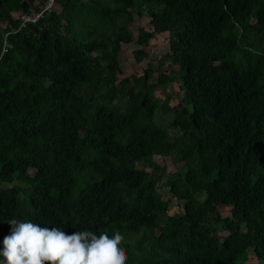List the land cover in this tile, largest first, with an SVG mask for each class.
<instances>
[{
	"label": "trees",
	"instance_id": "16d2710c",
	"mask_svg": "<svg viewBox=\"0 0 264 264\" xmlns=\"http://www.w3.org/2000/svg\"><path fill=\"white\" fill-rule=\"evenodd\" d=\"M26 9L0 0V52L18 27L12 13ZM144 13L151 31L134 38ZM158 35L169 52L120 78L126 46L140 61ZM7 43L0 249L17 219L66 234L119 231L127 264H244L250 251L264 264V0H56ZM174 82L181 100L159 104L156 87ZM155 156L179 164L165 183L184 201L175 218ZM15 179L27 187L3 188Z\"/></svg>",
	"mask_w": 264,
	"mask_h": 264
},
{
	"label": "clouds",
	"instance_id": "9594fccd",
	"mask_svg": "<svg viewBox=\"0 0 264 264\" xmlns=\"http://www.w3.org/2000/svg\"><path fill=\"white\" fill-rule=\"evenodd\" d=\"M7 223L10 233L0 249V264H127L119 231L111 237L89 231L66 234L62 228L41 227L31 221L11 219Z\"/></svg>",
	"mask_w": 264,
	"mask_h": 264
},
{
	"label": "rangeland",
	"instance_id": "374dc122",
	"mask_svg": "<svg viewBox=\"0 0 264 264\" xmlns=\"http://www.w3.org/2000/svg\"><path fill=\"white\" fill-rule=\"evenodd\" d=\"M107 3H110L111 0H104ZM136 20L130 24V31L134 38H137L140 34H146L151 31V27L149 25V18L144 13V16L141 18L135 17ZM86 36L89 37L90 34L86 33ZM137 49L134 44H128L125 48L124 52H121L119 58L121 60L120 69L121 75L120 78H131V77H140L142 75V71L146 68L149 62H153L154 66L157 65V61L159 58L163 57L169 52V45L167 42L166 35H158L154 38L148 40L146 44L142 47V51L144 52V56L140 59V61H135L133 57V52ZM168 67V72L176 71L177 68L170 65L168 62L164 64L163 68ZM155 96L159 101V104L163 103L165 100H169V105L174 106L180 100L182 96V89L179 82L168 83L161 86H157L155 89ZM157 120H166L168 123L171 122L170 116H162L158 111L156 114ZM153 164H155L158 168H165V172L158 176L159 183L161 185V189L163 191V199L170 201L168 208V215L171 218H175V216L183 211L184 201H176L171 198L169 193L167 192V188L165 187V183L167 180L168 174L176 172L179 167V164L173 160L171 157H159L155 156L152 160ZM138 169H141V166H137ZM148 171H151L148 169ZM32 174V171L29 172ZM159 173V172H158ZM3 188H9L10 186H18L21 189H25L27 187L23 182L15 179L11 184H2ZM217 213L222 217H228L230 214V208L223 205H216ZM141 236L134 235L129 238L130 242H134ZM244 264H259V262L255 259L252 251L249 252L248 258Z\"/></svg>",
	"mask_w": 264,
	"mask_h": 264
},
{
	"label": "built area",
	"instance_id": "2783aa9c",
	"mask_svg": "<svg viewBox=\"0 0 264 264\" xmlns=\"http://www.w3.org/2000/svg\"><path fill=\"white\" fill-rule=\"evenodd\" d=\"M21 2L27 5V9L12 13V19L18 22V27H14V25L11 24L9 26L10 32H4L2 34L0 60L8 52V35L24 29L28 25L36 26L53 11L56 0H21Z\"/></svg>",
	"mask_w": 264,
	"mask_h": 264
}]
</instances>
